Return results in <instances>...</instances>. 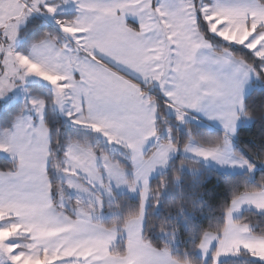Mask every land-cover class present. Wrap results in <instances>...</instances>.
Listing matches in <instances>:
<instances>
[{"label": "crops", "instance_id": "1", "mask_svg": "<svg viewBox=\"0 0 264 264\" xmlns=\"http://www.w3.org/2000/svg\"><path fill=\"white\" fill-rule=\"evenodd\" d=\"M68 1L76 15L60 25L64 31L61 29L57 40L34 42L26 52L17 49L19 41L0 43V86L8 81L10 87L17 80L28 93L30 83L44 82L52 91L55 110L67 122L94 131L96 140L107 149L66 144L64 166L72 171L75 168L81 174L105 178L103 158L113 168L121 162L118 158L126 161L124 153L134 158L135 162L127 160L125 164L132 174L128 180L142 193L140 215L127 223L126 253L118 256L111 252L117 239L115 231L56 208L48 176L50 143L44 122L45 103L38 110L29 101V108L13 124L0 127V137L4 136L0 152L18 161L15 171H0V216L13 218L16 230L25 232L21 238L40 248L35 253H40L41 264H183L144 240L143 196L148 198L152 177L179 154L220 170L251 169L237 149L235 135L242 123L246 95L256 84L264 87V79L232 50L217 48L200 21L211 34L228 40L235 25L227 13L233 12L219 8H233L245 1ZM101 19L105 20L103 31L99 28ZM256 24L262 25L259 21ZM253 26L246 13L237 32L251 31ZM55 89L59 90L62 106L55 102ZM31 97L41 100L36 95ZM101 97L104 104L98 103ZM11 98L10 88L0 94L5 104ZM157 99H162L179 119H196L216 128L223 141L203 146L192 140L183 147L156 141ZM25 136L40 141L34 151L24 152L19 147ZM152 144L155 149L146 155ZM31 170H38V174ZM23 173H28L24 179L29 183L30 178L42 179L44 194L40 199L34 198L32 187L19 179ZM245 209L264 211V190L245 193L232 202L224 230L204 234L198 249L203 259L212 258L219 264L249 252L264 260V236L235 221Z\"/></svg>", "mask_w": 264, "mask_h": 264}, {"label": "trees", "instance_id": "2", "mask_svg": "<svg viewBox=\"0 0 264 264\" xmlns=\"http://www.w3.org/2000/svg\"><path fill=\"white\" fill-rule=\"evenodd\" d=\"M56 15L63 21L71 22L76 12L63 11ZM202 29L218 44L217 48H231L236 56L253 64L259 74H263L260 66L264 61L256 57L252 50L221 41L218 36L211 34L206 26ZM58 33L52 24L35 15L19 28L20 40L17 49L26 52L32 43L54 39V35ZM28 87L33 93L40 95L45 103L44 122L48 128L50 143L48 176L54 205L71 217L84 216L115 231L117 239L111 252L118 256L125 255L124 229L131 219L140 215L141 190L135 195L127 191H114L110 197L96 192L100 202L93 206L78 197H64V202L58 203L64 188L61 169L65 165V145L76 142L93 150L107 148L101 140H96L92 129L67 122L55 110L50 86L44 82H33ZM156 103V134L160 142L170 141L183 147L192 140L203 146L223 141V135L216 128L195 119L179 123L178 117L168 110L162 99H157ZM23 110V100L10 104L0 102V125H10L15 116ZM249 118L253 121L249 122ZM165 127L171 128V138L164 134ZM235 141L238 151L250 162L251 169L242 172L220 170L179 154L169 161L163 171L153 176L148 188L143 231V238L148 244L165 250L183 264H215L212 258L205 260L198 252L204 234L221 233L224 230L228 211L236 198L245 193L264 190V87L256 84L246 95L242 123L235 135ZM155 147L156 145L152 144L145 154L149 155ZM118 159L122 163L126 162ZM17 168L16 158L0 152V171L12 172ZM127 177L131 178L132 174L129 173ZM78 204L83 205L86 214L77 215L74 207ZM235 221L247 226L253 234L264 236V211L245 209ZM219 264H264V261L252 257L249 252H242L238 257L224 259Z\"/></svg>", "mask_w": 264, "mask_h": 264}, {"label": "rangeland", "instance_id": "3", "mask_svg": "<svg viewBox=\"0 0 264 264\" xmlns=\"http://www.w3.org/2000/svg\"><path fill=\"white\" fill-rule=\"evenodd\" d=\"M244 1L245 2H239V6H234L233 8L232 7L219 8L222 10H231L233 12V13L230 12L227 13V17H230L232 23L235 25L233 27V30L230 31L229 34L232 35L231 36L232 38L229 37L228 40L221 39L220 37L219 38L221 39V41L225 43L238 44L248 49L254 50L253 53L255 54L256 57H264V3L261 2L260 0H255L258 3L255 2V3L247 4L246 2L247 0ZM43 2L48 3L52 6L57 5V10L53 13H49L47 9L43 7L42 4ZM34 4H41L38 10H35V8L33 7ZM70 4L71 3L68 0H50V1L49 0H0V43L12 45L14 42L19 41L20 40L19 28L25 25V23L35 15L39 16L44 21L52 24V26L56 28L59 33L61 32V29L64 31L63 27L60 28V25L63 22H69V21H63L61 18L57 17L56 14L63 11H72L73 9L69 8ZM52 10L53 9L51 8L49 9V11ZM246 13H248L251 16L254 26L251 31L244 29L243 31H241V33L237 32V25L243 22ZM231 14L232 16H229ZM200 21L202 24L201 27H204L205 24L203 23L202 20ZM257 21H259V23H262V25L259 24V27H257L258 25L256 24ZM254 30L260 33L256 35L257 32H255ZM231 32L235 34L233 35ZM59 33L54 35L55 40L59 38ZM253 36H257V39L253 38ZM229 39H235L234 41H237V43L236 42L230 43L228 42L230 41ZM216 46H218V44H216ZM227 50L230 51L232 49L227 48ZM260 68L263 73L262 75H260L257 70L256 71L257 74L260 77H262V81H263L264 64H261ZM11 83L12 85L10 86V97L12 98L9 100L10 102L8 104L18 100H23L24 110H27L30 105L29 101L33 100L31 95L32 96L36 95L38 96L37 98L43 100L40 95L33 93L30 90V88L27 93L24 87L20 85L19 81L14 80ZM24 95L25 96L28 95V99L26 98L25 100L22 99L23 97H25ZM21 113L15 116L11 124H13L14 121L18 119V116H20ZM184 121L185 119L177 118V122L179 123L180 122L183 123ZM248 121L252 122L253 120L252 118H249ZM10 125H0V127L5 128V127H9ZM163 131L165 135H168L171 138L172 136L171 128L165 127ZM1 140H4V136L0 137V141ZM155 140L159 141V137L157 136V134L155 135ZM70 143H76V142H70ZM4 154L8 155L6 153ZM124 155H125L124 157L126 158L123 159H125L126 162L127 160L130 161V163L136 161L134 158H129V156L126 155V153H124ZM120 158L122 159V157ZM101 166L103 167L102 171H103V175H105V178H100V177L95 178L94 175L81 174L75 168H74L75 171L74 172L72 171L71 168L64 166L61 169L62 186L64 188H63L62 196L60 197L58 203H63L64 197L67 199L78 197L79 199H83V201H87L88 203H90V205L92 204L93 206L95 203L100 202V198L98 197L99 195H97L96 192H99L102 195H106L108 197L113 195L114 191L126 192L128 190L127 192L131 193L132 195H135L138 192L139 189L138 186L128 180L127 176L129 175V173H131V171H130V167L127 166L125 162L117 163L115 165L116 167L113 168V166L109 164V161L103 158L101 160ZM148 196H149V189H148ZM143 197H144L143 205L146 213L148 198L146 199V195H144ZM141 204H142V200H141ZM74 211L77 213L78 216L87 213L82 204L76 205L74 207ZM16 228L17 225L15 224L13 218L7 216H3V217L0 216V247L8 248L9 250H11L13 247L18 246L12 255V259L15 261V264H41L40 253H35V251H38V249L40 248L33 247L30 243H28L26 239L21 238L23 234H25V232H19L16 230ZM6 241L10 243H6ZM256 259L262 260L261 258H256ZM0 264H11V261L7 258L6 255L0 254Z\"/></svg>", "mask_w": 264, "mask_h": 264}, {"label": "snow or ice", "instance_id": "4", "mask_svg": "<svg viewBox=\"0 0 264 264\" xmlns=\"http://www.w3.org/2000/svg\"><path fill=\"white\" fill-rule=\"evenodd\" d=\"M43 7L47 9V11L49 13H53L57 10V5L56 6H52L48 3L43 2ZM41 4H34L33 7L35 8V10H38L39 6ZM53 9L52 11H49V9ZM97 11H99V9H97ZM105 27V20L101 19L99 21V28L101 31L104 30ZM251 50V49H249ZM254 51V50H252ZM260 58V60L264 61V57H258ZM43 73H41V77H43ZM23 79V77L21 78ZM10 87L8 86V81H5L3 86H0V94H3L7 89H9ZM56 92V97H55V102L57 104H60L62 106V101L60 99V94H59V90L55 89ZM32 105L34 107H36L38 110L42 109L43 105H44V101L43 100H32L31 101ZM98 103L104 104L105 103V99L103 97H101L98 101ZM209 103L211 104L212 101L210 100ZM113 108H116V105L113 104L112 105ZM25 141H27V143H25ZM40 143V141L37 140H30L27 136H25L24 139L21 140L19 147L24 151V152H31L34 151L35 148L38 146V144ZM208 153H205V155H207ZM46 167V166H45ZM33 172H36L38 174V170H31ZM28 176V173H23L19 179L21 181H23L25 183L26 186H30L33 189V194H34V198L36 199H40V197L43 196L44 194V188H43V184H42V179H31L30 178V183L28 180H25L24 177ZM6 243H10L8 241H6ZM18 246L13 247L11 250H9L8 248H4V247H0V254L6 255L7 258L11 261V264H15V261L12 259V255L14 253V251L16 250Z\"/></svg>", "mask_w": 264, "mask_h": 264}]
</instances>
